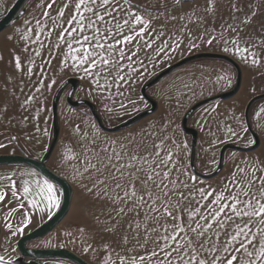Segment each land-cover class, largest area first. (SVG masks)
<instances>
[{"label": "rangeland", "instance_id": "rangeland-1", "mask_svg": "<svg viewBox=\"0 0 264 264\" xmlns=\"http://www.w3.org/2000/svg\"><path fill=\"white\" fill-rule=\"evenodd\" d=\"M16 1L0 0V19ZM78 3L79 0H31L26 14L0 33V155L20 154L37 159L44 156L52 141L53 97L67 79L80 80L74 99L92 101L105 124L113 127L150 107L141 96L145 82L184 58L206 52L227 55L237 61L243 80L233 98L211 102L190 118L189 126L199 132L197 169L204 174L215 171L220 150L226 143L254 145L246 126L245 109L251 99L264 94V0H181L180 4L176 0H109L107 5L102 0L94 3L85 0L77 12ZM89 7L92 11L86 10ZM60 12H63L62 17ZM131 13L143 16L150 21L149 25L145 28L134 24ZM100 14L104 15V21L97 19ZM125 20L131 28L124 24ZM73 28L76 31L73 32ZM142 28L143 35L134 36L130 43L115 44L133 34L132 29L138 32ZM84 36L88 40H84ZM212 37L215 39L208 44ZM98 43L104 47H97ZM225 47L228 51H224ZM245 47L247 52L243 51ZM16 57H19V68ZM81 57H93L96 67L91 68V61L81 64ZM104 60L115 61V66L110 63L105 69ZM236 79V70L228 62L217 59L190 62L150 88V95L159 103L154 114L117 133L102 131L88 108L70 107L66 103L68 90L64 92L59 104L60 139L48 165L72 184V206L53 232L29 243V247L67 248L90 264H119L121 259L127 264L128 257L148 255L154 245L149 243L147 249L143 247L144 229L152 226L150 217L149 221L144 220L146 209L137 217L140 224V242H137L133 239L136 229H128L133 215L116 217L114 205L98 199L88 190L97 174L89 175L84 170L86 164L90 170L98 158L111 156L113 152H124V160H127L132 152L141 156L154 152L155 144H163L173 151L172 178L179 177L187 185L180 190L186 196L192 193L194 199L188 197L181 201L183 220L167 219L169 231L174 223H192L188 220L189 210H197V220L201 214L210 218L220 206L214 199L216 195L223 194L228 198L224 202L230 203L231 195L241 191L233 183L240 178L239 169L248 172L255 168L256 176L264 174V99L255 103L250 113L260 146L248 153L227 151L223 171L210 180L193 174L190 168L192 139L183 133L181 122L197 102L231 91ZM101 149L107 152L101 154ZM16 174L11 175L3 188L5 198L0 202V221L4 227L0 239V256L4 260L0 264H74L66 260L21 257L18 240L46 222L59 207L49 215L43 202L45 180L29 174L16 179ZM102 178L109 180L110 195L114 197L117 190L111 187L110 177ZM258 186L251 191L256 192ZM24 187H28V193L24 192ZM54 188L59 191L61 204V191ZM199 189L211 194L202 198ZM244 198L240 196L241 200ZM30 201H35L37 207ZM230 214V209H225L218 219L224 220L226 227L218 229L214 224L207 235L215 237L219 230L223 243L226 234L230 235L237 224L247 221L253 228L259 227L255 219L241 220L234 215L231 220L226 219ZM164 222L162 218L161 223ZM199 222L206 223L205 220ZM21 227L23 232L19 231ZM125 236L127 244L123 242ZM219 255L223 257L225 253L221 251ZM239 259H243L242 254Z\"/></svg>", "mask_w": 264, "mask_h": 264}, {"label": "snow or ice", "instance_id": "snow-or-ice-1", "mask_svg": "<svg viewBox=\"0 0 264 264\" xmlns=\"http://www.w3.org/2000/svg\"><path fill=\"white\" fill-rule=\"evenodd\" d=\"M94 2L95 0H93ZM102 2L107 5L109 0H102ZM176 3L180 4L181 0H176ZM84 4L85 0H79L76 5L77 12L81 5ZM51 6L50 3L48 7L51 8ZM86 10L92 11V8L89 7ZM116 10L119 11V9ZM236 10L239 11L240 9L237 8ZM45 15L47 16V13ZM59 15L62 17L63 12H60ZM109 15H112V13H109ZM131 15L134 16V24L136 25H144L146 28L150 23L141 15L136 13H131ZM112 18L115 19V16ZM97 19L104 21L105 17L100 14ZM249 22L245 21V23ZM91 23L95 24V21H91ZM124 24L129 25L131 28L128 20H125ZM72 31L74 32L76 29L73 28ZM95 31L98 33L99 30L96 29ZM143 31V28L138 32L132 29L133 34L126 35L122 40L115 41V44L130 43L134 36L143 35ZM60 39H63V36ZM83 39L88 40V37L84 36ZM214 39L215 37L210 38L207 43L211 44ZM97 47L103 48L104 45L98 43ZM109 47L111 48L112 46L109 45ZM224 51H228V48L225 47ZM237 51H240V49L238 48ZM243 51L247 52L248 49L245 47ZM123 56L124 53L121 52L120 58L123 59ZM128 58L131 59V56ZM76 59L77 57H73V60ZM89 61H91V68L94 69L96 62L93 57L79 58L81 64ZM252 62L253 64L257 62L255 54H253ZM110 63L115 66V61H103L105 69ZM16 64L19 68V57H16ZM88 70L85 69V71ZM120 79H123V77H120ZM154 148V152H148L143 156L132 152L128 154L127 160H124V152H113L111 156L104 155L103 159L98 158L95 163H92L90 170L87 168V164L84 169L89 175L92 172L97 174L93 180L92 187L88 189L89 192H92L98 199L107 200L114 205L113 211L116 217L126 214L133 215V219L128 224V229H136L133 233V239L137 242H140V224L137 217L140 216L142 209H146L143 213L144 220L149 221L150 217L152 226L144 229L143 247L147 249L149 243L154 245V247H152L148 255L128 257L127 264H137V261L139 264H221L222 261L223 264H264V174L256 176L257 170L255 168L248 172L242 168L239 169L240 178L234 180L233 183L241 191L231 195L230 203L224 202L228 198L223 194L216 195L214 199L220 206L215 212L210 214V218L201 214L197 220V210H189L188 220L192 221V223L187 225L174 223L171 231H169L167 219H171L173 222L183 220L181 201L192 197V193H188L186 196L180 189L186 188L187 185L179 177L172 178L170 169L175 167L172 163L173 151L167 149L163 144H155ZM100 152L104 154L107 149H101ZM104 176L110 177L112 181L111 187L117 190L114 197L110 195L109 180L103 179L102 177ZM192 179L194 180L195 177H192ZM177 184L180 185V188L176 187ZM257 184L259 185L257 191L252 192L251 189L256 187ZM43 185V202L49 211V215H51L52 210L59 207L60 201L54 185L47 180L43 182ZM12 187H15V184ZM94 189L99 190L94 191ZM198 191L202 198L211 194L205 193L203 189ZM24 192H29L28 187H24ZM257 192L259 195H257ZM241 195L245 197L243 200L240 199ZM4 198V194H0V202ZM192 198L194 199V197ZM30 203H32L33 207H37L35 201H30ZM225 209H230L231 213L226 219L231 220L232 215L241 220L244 218L249 221L255 219L259 227L253 228L247 221L243 224H237L235 230L230 235L226 234L227 238L221 243L219 230L215 237L208 236L207 233L213 228L214 224L218 226V229L226 227L224 220L218 219ZM40 210L43 211L44 209L41 208ZM162 218H165L164 223H161ZM200 220H205L206 223L201 224ZM8 227L11 229L12 226L9 224ZM23 230V227L19 229L20 232H23ZM108 230L111 231L112 229L109 228ZM150 233L153 235H150ZM209 241L213 242L209 243ZM123 242L125 244L128 243L127 236L123 238ZM221 251L225 253L223 257L219 255ZM240 254L243 256L242 260L239 259ZM209 257H211V260H209ZM3 260L4 257L0 256V261ZM119 264H125V260L121 259Z\"/></svg>", "mask_w": 264, "mask_h": 264}, {"label": "water", "instance_id": "water-1", "mask_svg": "<svg viewBox=\"0 0 264 264\" xmlns=\"http://www.w3.org/2000/svg\"><path fill=\"white\" fill-rule=\"evenodd\" d=\"M31 0H17L14 5L11 7V9L0 19V33L5 30L7 27H9L11 24L17 22L20 20L27 12L26 6ZM201 59H217L222 60L225 62H228L231 64L237 73V79H236V85L235 87L228 92L214 95L212 97L203 99L196 104H194L184 115L182 122H181V129L183 133L190 136L192 139L191 143V158H190V168L193 172V174L201 179L204 180H210L218 176L225 167V157L226 152L229 150L237 151V152H243L248 153L256 150L260 144L261 140L257 132L253 129L252 123H251V109L255 103L258 101H261L264 99L263 95H258L250 100L248 103L246 109H245V121L246 126L252 137L254 138V145L250 147H244L239 146L233 143H226L222 146L220 153H219V159H218V165L210 174H204L200 172L197 169L196 166V158H197V146H198V139H199V132L197 129L192 128L189 126V120L193 116V114L200 108L208 105L211 102L217 101V100H229L233 98L240 90L243 80V72L242 68L235 61L233 58L227 55L223 54H217V53H198L191 55L187 58H184L180 60L179 62L169 66L168 68L162 70L159 72L156 76L148 80L144 83V85L141 88V96L145 101L148 102L150 107L148 109H145L138 114L134 115L133 117L127 119L123 123H120L119 125L109 127L105 124L102 116L100 115L98 111V107L90 100L87 99H80L76 100L74 99L75 93L80 87V80L77 78H69L62 85L57 89V91L54 94L53 101H52V114H53V124H52V141L50 143V146L48 147L46 153L41 159H37L34 157L26 156V155H20V154H4L0 155V167L4 166H26L29 168H32L37 173H39L41 176H43L45 179L51 181L55 185H57L61 189L62 193V199L61 204L58 208V210L54 213V215L51 216L46 222H44L41 226L36 228L34 231L25 234L22 236L18 242H17V249L24 259H30V260H41V259H58V260H66L69 262H72L74 264H90L86 259L78 255L77 253L73 252L72 250H69L67 248H31L29 247V243L40 240L46 236H48L51 232H53L60 224L61 222L66 218L68 215L72 200H73V186L72 184L63 176L59 175L55 171H53L48 163L59 143L60 134H61V127L59 123V104L62 99V96L64 92H67L66 94V103L74 108L78 109L81 107H86L89 109L92 117L96 121L98 127L107 133H117L124 129L130 128L137 123L141 122L145 118L151 116L154 114L159 107L158 101L153 98L149 90L151 87L159 83L163 78L170 75L174 70L177 68H180L190 62L201 60ZM1 225H0V239H1Z\"/></svg>", "mask_w": 264, "mask_h": 264}, {"label": "crops", "instance_id": "crops-1", "mask_svg": "<svg viewBox=\"0 0 264 264\" xmlns=\"http://www.w3.org/2000/svg\"><path fill=\"white\" fill-rule=\"evenodd\" d=\"M15 168L18 169L19 171H17ZM16 173H19L20 176H18ZM13 174L14 175L16 174V176L14 177L16 179L21 177L24 174H29V175H32L36 178H40L42 180H47L43 176H41L39 173H37L35 170H33L32 168H29L26 166H4V167H0V194L3 193V190H4L3 188L5 187V185H7L8 181H10L11 175H13ZM48 182H50V181H48ZM54 186H56V185L54 184ZM55 190H56L57 196H58L59 191H58V189H55ZM0 225H1V229L3 231L4 227H3V224L1 221H0Z\"/></svg>", "mask_w": 264, "mask_h": 264}, {"label": "bare ground", "instance_id": "bare-ground-1", "mask_svg": "<svg viewBox=\"0 0 264 264\" xmlns=\"http://www.w3.org/2000/svg\"><path fill=\"white\" fill-rule=\"evenodd\" d=\"M3 31H4V30H3ZM3 31H2V32H3ZM71 206H72V205H71ZM70 209H71V208H70Z\"/></svg>", "mask_w": 264, "mask_h": 264}]
</instances>
